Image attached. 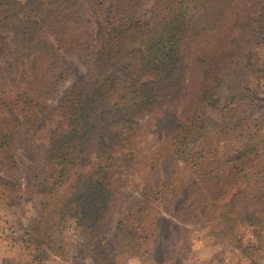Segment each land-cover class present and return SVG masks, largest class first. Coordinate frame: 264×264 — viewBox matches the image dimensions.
Returning a JSON list of instances; mask_svg holds the SVG:
<instances>
[{
    "label": "trees",
    "instance_id": "16d2710c",
    "mask_svg": "<svg viewBox=\"0 0 264 264\" xmlns=\"http://www.w3.org/2000/svg\"><path fill=\"white\" fill-rule=\"evenodd\" d=\"M146 2L0 0V191L10 206L38 198L18 236L29 264L74 249L90 264L149 258L154 220L184 188L193 207L176 217L214 225L218 244L258 221L246 211L264 201V128L245 113L243 78L264 71L253 53L264 0H156L144 23ZM102 11L96 45L87 33ZM61 54L86 67L54 99ZM53 100L61 123L23 168L14 147ZM136 191L139 204L115 220Z\"/></svg>",
    "mask_w": 264,
    "mask_h": 264
},
{
    "label": "rangeland",
    "instance_id": "374dc122",
    "mask_svg": "<svg viewBox=\"0 0 264 264\" xmlns=\"http://www.w3.org/2000/svg\"><path fill=\"white\" fill-rule=\"evenodd\" d=\"M156 0H147L140 10L144 23L151 20ZM256 11L258 16H264V2H260ZM105 12L102 11L94 18L93 26L87 36L98 44V34ZM264 40V31L259 38ZM255 62L264 65V44L253 48ZM60 68L67 71V78L58 86L54 99L67 92L71 83L80 78L85 72V62L79 55H60ZM248 92L244 101L245 113L259 121L264 128V71L248 74L243 78ZM50 108L43 113L34 130L33 135L27 134L18 139L15 147V159L24 166L34 165L41 157L43 147L48 143L52 132L60 125L61 118L53 112L55 100L50 102ZM142 125L146 117H140ZM21 183L28 180L27 170L23 169ZM194 175L187 184L194 181ZM188 189L184 188L175 200L172 211L162 212L156 216L154 222L156 234L153 238L155 250L153 259L120 254L116 256L117 264H129L136 260L138 264H252L246 258V253L253 256L255 264H264V201L256 208L246 211L247 217H254L258 221L245 230H237L233 240L227 244H218L215 240L216 227L211 224L179 220L176 209L179 207H193L194 201L188 196ZM23 196L27 203L10 206L7 204L6 194L0 191V264H29L27 248L22 245L18 236L22 233V226L37 220L35 205L38 198ZM141 191L133 192L124 204L121 212L115 215V220L133 210L140 202ZM192 204V205H191ZM253 232V233H252ZM111 235L114 233L110 229ZM247 247V248H246ZM73 258L62 260L52 257L47 264H90L83 262L78 250H70Z\"/></svg>",
    "mask_w": 264,
    "mask_h": 264
},
{
    "label": "crops",
    "instance_id": "0c3cea01",
    "mask_svg": "<svg viewBox=\"0 0 264 264\" xmlns=\"http://www.w3.org/2000/svg\"><path fill=\"white\" fill-rule=\"evenodd\" d=\"M154 250H155V245H152V247H151V255H150L151 259H153V252H154Z\"/></svg>",
    "mask_w": 264,
    "mask_h": 264
},
{
    "label": "clouds",
    "instance_id": "9594fccd",
    "mask_svg": "<svg viewBox=\"0 0 264 264\" xmlns=\"http://www.w3.org/2000/svg\"><path fill=\"white\" fill-rule=\"evenodd\" d=\"M129 264H138V261H136V260H131V261H129Z\"/></svg>",
    "mask_w": 264,
    "mask_h": 264
}]
</instances>
